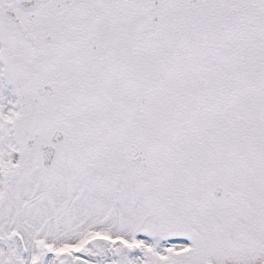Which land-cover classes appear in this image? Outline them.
<instances>
[{"label":"snow or ice","instance_id":"obj_1","mask_svg":"<svg viewBox=\"0 0 264 264\" xmlns=\"http://www.w3.org/2000/svg\"><path fill=\"white\" fill-rule=\"evenodd\" d=\"M0 264H264V0H0Z\"/></svg>","mask_w":264,"mask_h":264}]
</instances>
